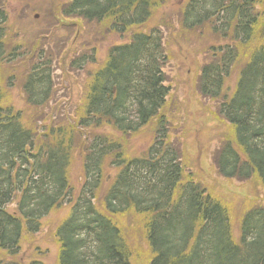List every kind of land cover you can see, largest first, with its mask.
Here are the masks:
<instances>
[{
    "label": "trees",
    "instance_id": "obj_1",
    "mask_svg": "<svg viewBox=\"0 0 264 264\" xmlns=\"http://www.w3.org/2000/svg\"><path fill=\"white\" fill-rule=\"evenodd\" d=\"M155 1L71 0L63 8L65 19L108 24L121 37L134 32L87 74L78 120L48 116L40 135L36 120L25 124L22 112L4 106L2 69L26 57L28 47L7 45L9 18L0 1V264H22V239L43 234V220L64 206L69 214L49 239L59 247L56 264H134L114 221L126 215L142 231L147 264H264V203L247 195L236 223L232 201L186 171L170 140L163 34L136 31L151 20ZM180 25L207 30L219 42L209 47L194 83L200 97L218 105L216 120L232 131L214 156L219 176L264 187V0H187ZM243 56L248 61L239 69ZM32 58L22 94L30 110L41 111L54 99V61L44 51ZM88 65L98 66L94 51L70 63L79 73ZM108 128L123 136L151 129L153 141L143 156L128 158L103 133ZM79 141L77 188L71 165ZM109 168L117 171L112 178ZM38 247L25 264H45ZM5 255L14 261L3 262Z\"/></svg>",
    "mask_w": 264,
    "mask_h": 264
},
{
    "label": "rangeland",
    "instance_id": "obj_2",
    "mask_svg": "<svg viewBox=\"0 0 264 264\" xmlns=\"http://www.w3.org/2000/svg\"><path fill=\"white\" fill-rule=\"evenodd\" d=\"M70 2L71 0H2L9 18L10 39L8 38L7 45L12 47L24 44L28 47L26 57H21L19 62L2 69L1 87L7 95L4 106H12L22 112L25 124L36 120L38 126L35 130H38L39 135L43 132L42 129L49 127L48 124H44L48 116L50 119L59 117L58 121L64 123L71 120L70 124L78 120V110L86 93L87 74L102 65L110 48L124 44L134 32L120 37L110 33L108 24H89L82 20L65 19L61 12ZM186 2L187 0H156L151 20L136 31L149 32L159 29L162 32L169 58L164 71L171 93L164 115L169 122L170 140L181 151V160L186 171L194 174L196 179L216 196L232 201L237 223L242 215L240 210L246 203L248 204L247 195L251 193L258 199V203H264V187L255 181L241 183L225 180L217 172L214 156L223 141L227 138L231 139L232 131L226 123L216 120L218 105L200 97L194 90V83L209 47L219 45V42L207 30L188 32L182 29L180 14ZM40 51H44L54 61L55 95L47 108L33 111L26 106L22 94V82L31 64L37 60L32 57H37ZM93 51L98 66L88 65L81 73L71 68L70 63L73 60ZM247 61L243 56L238 65L239 69ZM236 80L237 73L228 82L227 88L230 93L235 88ZM103 133L119 141L128 158L143 156L153 141L151 129L130 136H123L111 128L104 130ZM81 145L79 141L71 165V183L77 188L82 184V161L79 151ZM106 173L112 178L117 171L109 168ZM252 187L254 190L251 191ZM12 209L11 207L10 210ZM68 214L69 210L65 206L55 210L43 220V234L33 238H23L18 260L25 264L31 257L32 251L40 246L37 251L38 258L45 264H56L59 247L55 242L50 243L49 239ZM124 217L114 221L122 228L123 239L131 249L134 264H147L149 257L141 248V243L146 246V242L139 226H135L136 218L130 215ZM4 257L3 262L14 261L6 255Z\"/></svg>",
    "mask_w": 264,
    "mask_h": 264
}]
</instances>
